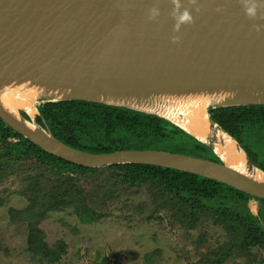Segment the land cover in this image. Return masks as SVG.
Instances as JSON below:
<instances>
[{"label": "water", "instance_id": "water-1", "mask_svg": "<svg viewBox=\"0 0 264 264\" xmlns=\"http://www.w3.org/2000/svg\"><path fill=\"white\" fill-rule=\"evenodd\" d=\"M198 2L199 13L191 6L195 23L182 26V40L174 44L170 0H0V118L42 150L79 166L155 165L264 200V169L210 114L220 107L264 105V29L252 28L264 20L247 18L239 0ZM154 5L161 15L149 20ZM23 83L43 91L33 115L23 108L12 113L1 101L7 88ZM200 97L198 123L212 132L204 138L182 126ZM71 100L162 118L218 160L157 149L75 148L53 135L38 110L43 103ZM217 133L228 137L246 170L225 160L231 154L220 147Z\"/></svg>", "mask_w": 264, "mask_h": 264}, {"label": "trees", "instance_id": "trees-1", "mask_svg": "<svg viewBox=\"0 0 264 264\" xmlns=\"http://www.w3.org/2000/svg\"><path fill=\"white\" fill-rule=\"evenodd\" d=\"M38 110L55 137L82 150L157 149L218 160L205 145L154 115L79 100L47 102ZM210 114L237 139L252 162L264 169L260 161L264 158V105L220 107L210 109ZM41 117L37 119L42 125ZM244 140L260 149L259 159L251 155ZM23 162L25 171L19 176L24 178L18 192L27 203L22 208L9 206L7 211L12 222H26V248L37 264L56 263L67 253L66 242L60 239L49 244L40 226L50 212L70 206L81 223L97 222L104 216L99 208L110 198H119L115 192L121 188L145 190L151 204L148 220L168 217L188 229L197 228L203 220L221 226L227 240L189 264H224L231 257L253 263L257 258L253 248L264 249L263 199L209 178L155 165L79 166L42 150L0 118V175L7 169H19ZM87 178L92 179L89 188L84 185ZM250 200L258 204L256 214L249 209ZM3 204L0 196V206ZM0 249L8 250L1 245ZM100 264L114 263L103 257Z\"/></svg>", "mask_w": 264, "mask_h": 264}, {"label": "rangeland", "instance_id": "rangeland-1", "mask_svg": "<svg viewBox=\"0 0 264 264\" xmlns=\"http://www.w3.org/2000/svg\"><path fill=\"white\" fill-rule=\"evenodd\" d=\"M244 143L251 155L259 159L260 149L245 140ZM260 161L264 163V158ZM25 165L19 163V169H7L0 175V196L4 199L0 206V245L8 249L7 252L0 249V264H37L26 248V222H12L7 211L9 206L22 208L27 203L18 192L24 178L19 174L24 173ZM91 180L86 179V188L91 187ZM116 195L119 198H110L99 208L104 216L97 222L81 223L70 206L50 212L40 222L49 244L60 239L67 244V253L53 264H100L103 257L114 264H189L202 252L227 240V233L210 220L188 229L168 217L163 221L146 219L151 214V204L143 188H121ZM248 206L256 214L257 202L250 200ZM261 224L264 225V220ZM157 250L160 252L156 256H147ZM253 251L257 256L253 263L242 257H231L224 264H264V249L253 248Z\"/></svg>", "mask_w": 264, "mask_h": 264}, {"label": "bare ground", "instance_id": "bare-ground-1", "mask_svg": "<svg viewBox=\"0 0 264 264\" xmlns=\"http://www.w3.org/2000/svg\"><path fill=\"white\" fill-rule=\"evenodd\" d=\"M8 91L3 92L1 95V101L4 105V107L10 112L14 113V110L17 108H23L25 109L30 115H33L34 113V103L36 102V98H38L41 94H43V91L41 88L34 86V85H28L27 83H23L17 86H12L7 88ZM213 96H208L207 100L212 101ZM205 98L200 97V100H197V107L192 108L194 109L192 112V115L190 114L189 120L187 122H183L182 126L187 128L188 130L192 131L195 135L204 138L206 135H211L212 132L208 130L205 126H201L198 123V120L200 117L198 108L202 105V101H204ZM143 108L149 109L150 105L144 106ZM197 123V126H194V124ZM217 138H219L220 142L222 143V146L224 150H226L228 153H230V156H227L225 160L229 164H241L240 168L241 170H246V166L243 167L244 161L241 157V155H238L235 151V148L233 147L231 141L222 133H217ZM232 156V157H231ZM262 176L260 174H257V178L262 179Z\"/></svg>", "mask_w": 264, "mask_h": 264}, {"label": "clouds", "instance_id": "clouds-1", "mask_svg": "<svg viewBox=\"0 0 264 264\" xmlns=\"http://www.w3.org/2000/svg\"><path fill=\"white\" fill-rule=\"evenodd\" d=\"M173 5L169 15L171 16L173 23V35L170 37L172 43L178 44L182 40V35L178 33L181 32L182 26L191 25L195 23V18L192 14L191 6H195V12L199 13L201 11V6L198 0H186L189 7L184 5L183 0H170ZM244 14L250 20H264V0H239ZM222 9L217 8L216 11H221ZM161 15L160 9L157 6H152L148 10V19L156 20ZM253 30L260 32L264 29V24L254 23L252 25Z\"/></svg>", "mask_w": 264, "mask_h": 264}]
</instances>
